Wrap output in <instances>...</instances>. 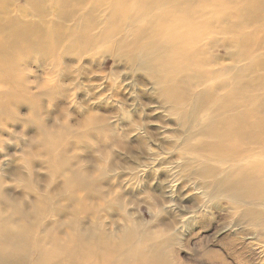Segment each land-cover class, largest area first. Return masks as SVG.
<instances>
[{"label": "rangeland", "instance_id": "1", "mask_svg": "<svg viewBox=\"0 0 264 264\" xmlns=\"http://www.w3.org/2000/svg\"><path fill=\"white\" fill-rule=\"evenodd\" d=\"M111 1L82 0L83 5L74 13L78 18L87 14L90 4L95 5L89 12L93 25L87 30L62 11L47 10L41 29L62 32L64 41L73 44L72 52L53 60L50 56L35 55L19 62L17 69L31 88L25 93L18 87L3 90L0 241L4 230L26 227L30 220L13 198L30 186L22 184L14 171L30 173L34 190L42 193L51 176L48 166L57 170L61 158L64 164L66 160L79 161L78 166L89 175L99 177V195L89 200L84 213L85 225H91L95 206L101 223L97 233L134 232L136 244L145 238L141 250L147 261L155 257V248L160 246L168 264H245V258H235L227 248L224 236L234 228L220 230L225 218L231 220L225 215L231 214L224 210L227 201L219 194L211 198L213 182L225 175L228 165L219 162L221 153L214 155L199 149L197 144L203 140L213 142L198 133L212 105L206 91L221 80L231 85L249 61L229 57L228 47L221 41L209 44L201 40L196 66L184 75L199 79L192 89L203 91L204 100L196 108L193 93H186L184 88L173 89L174 85L169 84L167 68H173L176 60L167 61V65L164 60L163 70L144 69L140 64L141 47L151 43L154 36L142 32L148 19L139 10L147 7L157 16L158 6H152L153 0H123L127 20L120 29L110 32ZM20 4L24 0L12 3V16L20 14ZM48 37L55 39L56 35L51 33ZM222 37L220 34L219 38ZM241 47L240 43L231 46L235 52ZM256 56L257 53L252 54ZM261 59L246 71L247 77L260 86L264 84ZM3 80L14 84L4 74ZM94 129L96 144L90 135ZM199 155H208L210 160L202 163ZM259 157L264 159V154ZM202 164L205 166L201 167ZM55 177L61 185L63 177L58 173ZM33 200V195L26 198L28 203ZM202 203L207 205L205 211L210 212L211 218L205 228L202 221L198 222L200 216L194 215L201 210ZM61 204L77 206L75 202L63 201L58 207ZM167 242L171 244L165 250ZM7 249L8 246L4 250ZM213 251H219L224 261ZM18 258L12 255L10 260L18 264ZM25 258L22 264H33L28 256ZM259 264H264V253Z\"/></svg>", "mask_w": 264, "mask_h": 264}, {"label": "bare ground", "instance_id": "2", "mask_svg": "<svg viewBox=\"0 0 264 264\" xmlns=\"http://www.w3.org/2000/svg\"><path fill=\"white\" fill-rule=\"evenodd\" d=\"M14 1L0 0L1 110L3 90L13 91L18 87L25 93L31 88L23 73L17 69L19 62H26L35 55L43 58L50 56L53 60L62 57L63 53L72 52L73 44L64 41L62 32L41 29L47 10L64 12L85 30L93 25L89 12L94 4L88 6L85 16L78 18L74 15L76 9L83 5L82 0H53L51 3H47L48 0H24V4L19 5L20 14L12 16ZM110 3L109 31L113 32L120 29L127 18L123 0H112ZM152 6L160 9L157 16L147 7L139 10L148 19L142 32L154 36L151 43L141 47L140 64L144 69L163 70L164 60L166 65L167 61L176 60L173 68H167L170 69L169 84L174 85L173 89L184 88L186 93H193L196 108L202 106L204 100L203 91L194 92L192 89L199 79L195 76L185 78L184 75L196 66L201 40L209 44L221 41L228 47L229 57L249 61L231 85L221 80L205 90L212 105L210 115L198 133L210 137L213 142L203 140L197 147L214 155L221 153L219 162L222 166L228 165L225 175L213 182L215 190L211 192V198L219 194L228 203L224 210H229L231 214L226 212L225 215H229L231 220L225 218L226 222L220 230L225 232L234 228L232 233L224 236L228 240L225 239L230 254L235 258H245V264H259L264 253V159L259 157V154H264V91H260L264 84H256L255 80L247 77L246 71L264 57V0H153ZM31 17H37V20ZM51 33L56 35L55 39L48 37ZM220 34H223L222 38H219ZM235 43L243 46L237 52L231 48ZM160 49L159 55L157 52ZM253 53L257 56L252 57ZM260 64L264 68V58ZM3 74L14 84L4 81ZM221 89L224 91L220 94ZM4 101L7 103L9 99ZM86 125L84 121L83 126ZM90 135L92 140L96 139L97 130H92ZM93 143L96 144L94 140ZM199 158L202 163L210 160L208 155H199ZM66 163L60 158L57 170L48 166L51 176L47 187L41 189L42 193L34 190L30 173L25 175L20 170L14 171L22 184L30 186L27 191L13 195L30 220L26 227L3 231L0 264H14L10 260L12 255L19 256L18 264L26 261L25 256L33 264H168L160 246L155 248V257L147 261L141 250L145 238L138 244L133 243L134 232L97 233L101 223L95 215V206V220L90 218L94 223L86 226L84 213L89 200L99 195V177L89 175L81 165L78 166L79 161L66 160ZM204 166L202 164L201 167ZM55 173L63 177L61 185L55 182L58 178ZM30 195L34 196V200L28 203L26 198ZM63 201L75 202L77 206L61 204L58 207ZM206 208L207 205L202 203L201 210L194 214L200 216L198 222L202 221L204 228L211 222ZM51 217L53 221H49ZM96 226L97 229H93ZM5 244L7 250H4L7 247ZM170 244L167 242L165 250ZM2 245L5 247L2 248ZM212 253L218 254V259L224 261L219 251ZM131 257L132 261L129 260Z\"/></svg>", "mask_w": 264, "mask_h": 264}]
</instances>
